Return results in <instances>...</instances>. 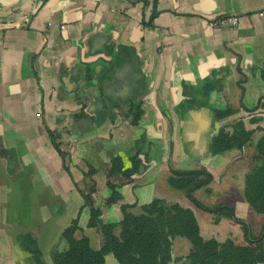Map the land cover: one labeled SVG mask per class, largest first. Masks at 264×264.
<instances>
[{"label": "crops", "instance_id": "crops-1", "mask_svg": "<svg viewBox=\"0 0 264 264\" xmlns=\"http://www.w3.org/2000/svg\"><path fill=\"white\" fill-rule=\"evenodd\" d=\"M228 17L237 18L236 24L229 25ZM111 62L135 63L143 94L121 96L124 90L140 92V80L134 73L116 76L107 86L115 98L110 115L100 126L78 127L88 115H74L95 97L108 106L101 83L103 66ZM261 70L264 0H0V264H53L52 254L68 247L63 230L76 221L99 249L103 238L87 226L90 208L82 196L93 184V204L103 223L114 224L115 234L125 205L137 214L159 197L193 209L168 184L169 168L204 167L215 183L229 157L194 160L185 152L179 106L195 102L193 95L214 83L206 104L232 108L227 120L238 118L261 134L256 119L264 116L262 109L252 110L264 98ZM88 72L93 76L86 80ZM138 106L142 114L133 125ZM248 114H254L248 122L255 127L246 123ZM138 140L143 141L136 146ZM114 156L124 168L136 156L144 169L129 179L111 176ZM109 182L122 183L116 201ZM193 211L203 237L225 238L226 221L213 225L206 213ZM104 264L119 263L109 253Z\"/></svg>", "mask_w": 264, "mask_h": 264}, {"label": "trees", "instance_id": "trees-1", "mask_svg": "<svg viewBox=\"0 0 264 264\" xmlns=\"http://www.w3.org/2000/svg\"><path fill=\"white\" fill-rule=\"evenodd\" d=\"M260 77L264 80V70L260 71ZM255 109H262L264 115V98L258 100L256 106L252 108V110ZM214 112V121H221L233 115L235 110L227 107L215 109ZM85 114L82 107L74 117L79 119ZM141 114L142 110L139 106L136 107L132 112L130 123L137 124ZM252 133L253 130L246 129L240 119L228 126L219 127L212 137L210 154L217 155L232 149L241 150L250 142ZM49 135L54 148L64 157L56 141L58 136L51 131ZM142 141L138 140L135 145H141ZM253 158L258 164L246 174L243 194L255 210L264 211V133L255 144ZM130 159L131 167L124 168L120 156L112 157L109 175L120 174L123 179H129L139 170L141 164L136 156ZM93 171L94 169L90 168L89 176ZM212 180V174L204 167L198 169L169 168L167 175L168 184L182 191L197 207L214 214L216 216L214 222L219 220L224 211L230 218L238 221L227 205L220 203L208 206L195 197V192L199 189H204L205 193H209L208 185ZM121 184L108 183L112 201L119 199ZM95 190L93 184L87 193H82V196L84 206L90 208L87 226L96 228L102 235L103 241L100 248L91 247L88 237L80 233L81 229L76 221L63 230L62 237L67 241L68 247L65 251H56L52 254L53 264H104V256L109 253L114 255L119 264H168L172 260V240L177 236L190 241L192 249L188 259L191 264L264 263V249L261 245L237 246L231 240L224 242H218L215 239L204 240L199 234L198 223L191 209L182 207L178 203H166L163 198L159 197L141 206L137 214L128 210L130 206H122L123 219L120 222L119 234H115L114 224L103 223L100 218V209L93 204L92 194ZM23 241L22 238L23 247L33 252ZM33 254L37 260L35 252Z\"/></svg>", "mask_w": 264, "mask_h": 264}, {"label": "water", "instance_id": "water-1", "mask_svg": "<svg viewBox=\"0 0 264 264\" xmlns=\"http://www.w3.org/2000/svg\"><path fill=\"white\" fill-rule=\"evenodd\" d=\"M111 51L104 52V54L109 55ZM120 58H118L119 60ZM132 64L123 65L118 64L115 65L111 62L108 66H103V70L105 71V79L102 81V92L104 96V100L106 101L107 107L104 104V101L100 97H95L85 108V113L88 115L86 118L80 119L77 122L78 127L80 124L91 123V125L100 126L104 120L110 115L111 110L110 106L114 103L113 97L108 94L107 86L110 81L115 79L116 76H126L128 73L135 74V80L139 78L138 88L140 92H136L132 94L131 92L120 93L121 96L128 95L129 97L136 98V96L143 94V75L139 70L138 66L136 67ZM93 76L92 73H86L84 79L89 80ZM217 80V79H215ZM66 83V81L64 80ZM214 84V83H213ZM213 84L209 83L206 88H204V93L201 95L198 93L197 95H193L195 102H186L183 105L179 106V110L182 117V142L185 152L194 160H203L210 155L212 137L215 134L217 128L215 126L214 121V110L206 104V91L212 89ZM76 85V84H75ZM203 96V98H202ZM123 98V97H122ZM127 100V99H122ZM94 120V122H93ZM144 169L143 165L139 166V172ZM191 243L185 239L184 237H175L172 240V256H178L180 254L186 253V248L181 249V247L189 246Z\"/></svg>", "mask_w": 264, "mask_h": 264}, {"label": "flooded vegetation", "instance_id": "flooded-vegetation-1", "mask_svg": "<svg viewBox=\"0 0 264 264\" xmlns=\"http://www.w3.org/2000/svg\"><path fill=\"white\" fill-rule=\"evenodd\" d=\"M231 116L232 115L224 118L221 121H215V122L216 123H221L223 121L221 123V125H219V127L228 126L231 123H233L234 121L238 120V118H234V119H230V120L227 121V119L229 117H231ZM262 120L264 121V116H260V117L257 118V121H259V122H261ZM258 127L260 128V126H258ZM263 133H264V125H263V129H262L261 134L256 135L253 132L252 136H251V139H250V142L246 146H244L241 150L232 149V150L226 151L224 153H221V154H225L226 156L229 157L228 163L224 166V170H222L223 173H225L226 175H228V172H229V169H230V165H231L230 158L232 157L231 156L232 154L238 153L239 157H237V162L236 163H239V164L242 163V166H244V172H243V175H242V183H241V189H240V194L241 195H240L239 198L235 199V198L232 197V195L227 194L228 193V190H227L228 188L227 187H225L224 191H222L221 193L220 192L216 193V190H215V183L216 182L215 183L213 182L214 176L209 170L208 171L213 176V180L208 185V188L210 189V192L209 193H205L204 189H199L201 191L200 194H198V193L196 194V192L199 191V190H197L195 192V197L201 203H203L205 205L211 206V205H216V204H220V203L227 205L231 209V211L234 214L235 218L238 219V221L230 218L228 216L227 212L225 213V211H224L222 213V215L219 217V220L217 222H214L215 218H216V216L214 214H212V213H210L208 211H205V210L197 207L196 205H194L187 198V196L183 193L185 198L189 201V203L193 207V209L195 211L197 209H199L201 212L206 213V215L210 218V223H212L213 225L214 224L215 225H219L221 220L222 221L224 220V221L227 222L228 226H227V228H224L225 238L223 240H218L216 237H213V236H211L209 238L203 237L201 235V233H200L199 222L197 220V217H196L193 209H191L190 207H187V206H183L182 204H180L177 201H167V200L164 199L166 203H178L182 207L189 208V209H191L193 211L194 216L196 218V221L198 223L199 234L204 240L215 239L218 242H224L226 240H231L232 243L234 245H237V246H257V245H261V247L264 249V211L255 210L250 205V203L246 200V198H245V196L243 194L245 176L255 165L258 164L254 160L253 155L255 153V144L257 143L259 138L263 135ZM246 154H248V155H246ZM246 156H248L249 159H248L247 163L245 162L246 164H243L244 161L247 158ZM228 177H229V175H228ZM201 194H204V195H201ZM206 199H207V203L205 202ZM251 213H253V214H251ZM255 217H259V224L258 225H254V223L251 221V218L255 219ZM185 248L187 249L185 254H180V255L174 256V257L172 256V260L170 262H174L176 264H191L190 260L188 259V256H189L190 251L192 249V245L190 244L189 246L182 247V249H185ZM171 255H172V251H171ZM257 264H264V263L259 262Z\"/></svg>", "mask_w": 264, "mask_h": 264}, {"label": "rangeland", "instance_id": "rangeland-1", "mask_svg": "<svg viewBox=\"0 0 264 264\" xmlns=\"http://www.w3.org/2000/svg\"><path fill=\"white\" fill-rule=\"evenodd\" d=\"M253 115L254 114H248V115L244 116L245 117L244 119H245L246 123L249 124L251 127H255L256 126L254 123L248 122V120ZM247 116H250V117H247ZM260 124H262V126H263L264 125V121L263 122L261 121ZM246 155H248V154H246ZM231 156H232L230 158L231 165H230V169H229V172H228L229 177H228V175L223 173V171H222V173L220 171L219 174H217V176H216L215 190H216V193H219L221 188L225 189L224 187H227L228 188L227 189L228 190L227 194L232 195L233 198L237 199L241 195L240 194V189H241V183H242V175H243V172H244V166H242V163H240V164L236 163L237 162V157H239L238 153L232 154ZM246 157L247 158H246V160L244 161L243 164H246L248 159H249L248 156H246ZM201 195H204V194H201ZM205 202L207 203V199L205 200ZM196 212L198 214L201 213V211L199 209H197ZM251 214H253V213H251ZM251 221L254 223V225H258L259 224V217H255V219L251 218Z\"/></svg>", "mask_w": 264, "mask_h": 264}, {"label": "built area", "instance_id": "built-area-1", "mask_svg": "<svg viewBox=\"0 0 264 264\" xmlns=\"http://www.w3.org/2000/svg\"><path fill=\"white\" fill-rule=\"evenodd\" d=\"M225 21H226L229 25H235L236 22H237V18H235V17H228Z\"/></svg>", "mask_w": 264, "mask_h": 264}]
</instances>
